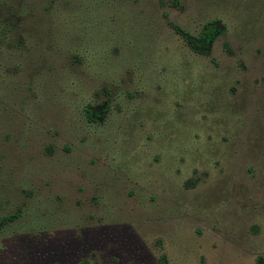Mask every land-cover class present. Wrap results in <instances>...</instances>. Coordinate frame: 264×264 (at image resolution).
Listing matches in <instances>:
<instances>
[{"label":"rangeland","instance_id":"1","mask_svg":"<svg viewBox=\"0 0 264 264\" xmlns=\"http://www.w3.org/2000/svg\"><path fill=\"white\" fill-rule=\"evenodd\" d=\"M177 1L0 0V264H264V0Z\"/></svg>","mask_w":264,"mask_h":264},{"label":"trees","instance_id":"2","mask_svg":"<svg viewBox=\"0 0 264 264\" xmlns=\"http://www.w3.org/2000/svg\"><path fill=\"white\" fill-rule=\"evenodd\" d=\"M159 1L163 3V0ZM169 3L174 6L178 5L177 0H169ZM172 27L189 49H191L193 52L206 55L210 54L211 45L219 33L217 23L213 20L205 22L197 34L181 29L176 25H172ZM86 113L90 120H95L101 117L100 113L96 111H90L89 109L86 110ZM9 218L10 217H5L3 220H8Z\"/></svg>","mask_w":264,"mask_h":264}]
</instances>
